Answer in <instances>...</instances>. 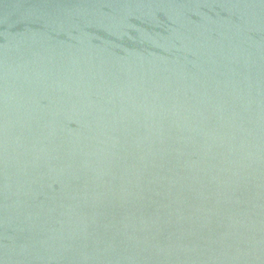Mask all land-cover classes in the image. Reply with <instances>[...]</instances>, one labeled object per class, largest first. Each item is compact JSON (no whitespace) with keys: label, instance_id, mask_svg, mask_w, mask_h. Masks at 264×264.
<instances>
[{"label":"water","instance_id":"95a60500","mask_svg":"<svg viewBox=\"0 0 264 264\" xmlns=\"http://www.w3.org/2000/svg\"><path fill=\"white\" fill-rule=\"evenodd\" d=\"M0 264H264V0H0Z\"/></svg>","mask_w":264,"mask_h":264}]
</instances>
